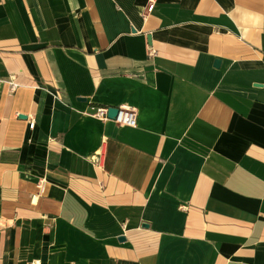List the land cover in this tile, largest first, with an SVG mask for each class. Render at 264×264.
I'll return each mask as SVG.
<instances>
[{
  "label": "crops",
  "instance_id": "obj_1",
  "mask_svg": "<svg viewBox=\"0 0 264 264\" xmlns=\"http://www.w3.org/2000/svg\"><path fill=\"white\" fill-rule=\"evenodd\" d=\"M149 3L0 0V264H264V0Z\"/></svg>",
  "mask_w": 264,
  "mask_h": 264
},
{
  "label": "built area",
  "instance_id": "obj_2",
  "mask_svg": "<svg viewBox=\"0 0 264 264\" xmlns=\"http://www.w3.org/2000/svg\"><path fill=\"white\" fill-rule=\"evenodd\" d=\"M154 6H155V0H150L149 5L147 6V11L149 13L152 12ZM156 53H157V51L153 47H151L149 50V56L150 57L155 56ZM15 88H16V85L13 83L12 84V91H14ZM118 108H119V113L115 119H111L108 116L109 107H106V106L92 107L91 108L92 110H91V112H89V115L94 117V118H97L99 120H114L119 125L137 127L138 121H137L136 111L133 108L126 107V106H120ZM34 125H35V121L32 120L30 122V127L33 128ZM45 182H46L45 178H42L40 180L39 185H38L39 186L38 195L44 191Z\"/></svg>",
  "mask_w": 264,
  "mask_h": 264
},
{
  "label": "water",
  "instance_id": "obj_3",
  "mask_svg": "<svg viewBox=\"0 0 264 264\" xmlns=\"http://www.w3.org/2000/svg\"><path fill=\"white\" fill-rule=\"evenodd\" d=\"M148 40H149V43H152V38L151 36H148ZM221 63V60L220 59H217L215 61V65L216 66H219ZM119 113V108L118 107H109V110H108V116L111 118V119H115L117 117ZM144 226H146L147 224H143ZM121 240H125V237H120Z\"/></svg>",
  "mask_w": 264,
  "mask_h": 264
}]
</instances>
